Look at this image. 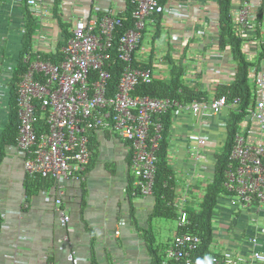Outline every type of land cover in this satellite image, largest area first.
<instances>
[{
  "label": "crops",
  "instance_id": "0c3cea01",
  "mask_svg": "<svg viewBox=\"0 0 264 264\" xmlns=\"http://www.w3.org/2000/svg\"><path fill=\"white\" fill-rule=\"evenodd\" d=\"M40 2L42 13L35 14L28 0L0 1V264H72L67 258L71 252L76 253V264H152L151 236L160 248L159 254L164 256L177 234V220L153 217L154 195H132L134 176L127 142L109 131L92 134V158L85 179L48 178L43 185L32 184L25 169L27 155L17 143L2 142L10 123L12 80L24 51L28 15L34 17L37 29L31 37L30 48L33 49L37 47L33 37L38 32L59 46L64 34L59 19L69 24L70 31L79 18H101L108 8L125 14L127 8L126 0ZM231 2V16L239 34L238 12L243 7L248 8L251 20L256 27L258 25L244 44V51L251 60L264 45V14L262 22L258 20L264 0ZM55 4L58 5L57 15L54 14ZM167 8V12L156 15L147 24L136 61L150 65L155 79L164 81L170 79L173 64L180 66L185 71L186 85L205 93L206 100L217 98L218 86L230 85L236 72L230 49H221L217 0L174 2ZM257 68L258 73L251 72L253 85L257 76L264 75V63ZM257 89L253 87L254 97ZM261 96L264 97V92ZM231 111L232 108L227 107L220 115L203 120L187 110L173 115L169 166L175 174L174 192L179 199L187 197L195 204L201 201L213 177L219 150L223 151L228 138ZM247 125L242 123L241 129ZM195 133L207 140L200 150L189 140ZM193 149L198 150L195 160ZM197 158L200 159L198 168H193L192 163ZM60 193L61 209L70 217L68 229L61 226L55 203ZM227 211L234 219L220 215L232 223L228 224V219H225L227 223L220 221L219 236L225 239L234 230L238 237L247 239L245 229L235 227L240 225V219L248 218L247 214L232 208H222L219 212ZM227 227L231 230H226ZM66 234H69V242L63 241ZM246 249L244 253L249 256L248 247Z\"/></svg>",
  "mask_w": 264,
  "mask_h": 264
},
{
  "label": "built area",
  "instance_id": "2783aa9c",
  "mask_svg": "<svg viewBox=\"0 0 264 264\" xmlns=\"http://www.w3.org/2000/svg\"><path fill=\"white\" fill-rule=\"evenodd\" d=\"M28 4L36 10L35 14L42 13L40 0H28ZM131 5L134 26L119 39L116 31L123 26L122 14L112 8H108L101 18L77 19L70 28L72 36L60 48L62 57L58 62L43 59V55L57 53L54 40L41 32L33 37L37 47L30 48L23 57L27 71L17 92L20 120L17 146L27 155L25 169L31 177L84 180L91 162L90 133L108 130L129 144L135 177L132 195L152 196L163 129L158 117L169 110H174L176 116L187 110L203 120L239 104V98L229 104L225 96L183 105L175 99L133 95L136 87L154 80L152 70L139 66L141 62L136 61L135 55L147 24L168 8L162 0H131ZM250 16L247 7L238 12L237 27L246 38L256 27ZM114 49L124 69L117 90L109 96V62ZM256 84L255 103L247 109L243 121L249 126L235 134L225 171L224 187L232 197L222 199L231 201V208L246 213L251 222L246 228L247 235L244 230L249 256L245 251L236 254L227 250L220 257L219 253L207 257L203 264L264 263V97L261 96L264 75L257 76ZM36 105H40L43 112L40 125L36 124ZM257 135L259 139L256 140ZM189 140L199 150L207 143L206 138L197 133L191 134ZM192 154L195 160L198 150L193 149ZM199 160L192 163L193 168H198ZM186 198L175 202L179 206L178 228L190 224L184 207ZM62 202L60 193L55 203L60 224L68 229L70 217L61 209ZM69 240V234L64 235L63 241ZM201 243V237L196 234L177 233L160 264H194L193 254ZM68 261L76 264V253L71 252Z\"/></svg>",
  "mask_w": 264,
  "mask_h": 264
},
{
  "label": "trees",
  "instance_id": "16d2710c",
  "mask_svg": "<svg viewBox=\"0 0 264 264\" xmlns=\"http://www.w3.org/2000/svg\"><path fill=\"white\" fill-rule=\"evenodd\" d=\"M127 1V8L125 14L120 17L123 22L122 27L117 28L116 35L118 39L129 28H133L134 20L132 18V5L131 0ZM187 0H162V3L166 6L174 2H184ZM220 7V29H219V41L221 49L229 48L232 58L236 63V72L234 80L230 85H219L216 92V97L220 98L225 96L228 103L231 104L234 99L239 98L240 102L236 106H233L230 120L227 125L228 138L224 144L223 151L217 155L216 164L213 170V177L208 182L204 195L201 201L197 204L191 203L190 198H186L184 202L185 211L188 214L189 226L186 228H178L177 233L182 234L189 232L201 237L202 243L199 249L193 254L194 264H203L205 259L209 256L216 255L212 251V246L215 239L214 220L215 213L218 207L219 201L222 199H230L232 194L229 193L224 187L225 184V171L229 165V158L234 144V137L237 132L241 130V124L245 120L247 115V109L255 103L256 97L253 94V87L258 88L257 84L253 85L251 79L252 69L259 67L264 63V45L261 47L259 55L256 60L249 61L246 51H244V44L247 40L244 39L245 35L240 33L234 28V20L231 16L232 2L231 0H217ZM264 8V6H263ZM264 9L260 11V22L263 20ZM54 14H58V5L55 4ZM59 24L63 30V40L57 47L56 54L43 55V59L58 62L61 60L60 48L66 45L72 34L69 31V24L59 19ZM36 24L34 17L28 15V21L26 26V34L24 37V51L22 53L21 61L15 70L12 80L13 100L11 104L10 123L7 127L4 137L2 139L3 144L17 143L18 129L20 125L18 107H17V89L20 82L23 80L27 71V65L23 62V57L31 47V37L36 31ZM110 59V73L111 80L109 96H112L117 90L119 80L122 76L124 64L118 59L117 50L111 51ZM137 65V64H134ZM139 66L146 69H153L150 65L140 63ZM257 72V70H256ZM154 75V74H153ZM185 71L182 67L175 64L172 65L170 79L167 81L155 79L149 84H141L132 93L137 96H148L152 98H169L175 99L181 102L183 105H189L194 100H206V94L199 91L197 88H192L185 84L184 80ZM36 115L40 125L42 123L41 118L43 112L40 109V105H36ZM175 115L174 110H169L166 114L160 115L158 118L162 124V131L160 134L159 150L157 151L158 163L155 185L153 195L156 199V206L153 217L167 218L172 220H178L179 206L175 202L179 199L174 192L176 185V179L173 169L169 166V135L172 127V118ZM156 120V118H154ZM91 149V140H90ZM48 178H41L40 176L31 177L32 184L43 185ZM181 205V203L179 204ZM183 206V205H182ZM246 235L247 231L245 229ZM149 243V250L153 257L152 264H160L163 256L159 254V246H156L154 236ZM220 257V254H217ZM264 264V263H263Z\"/></svg>",
  "mask_w": 264,
  "mask_h": 264
},
{
  "label": "rangeland",
  "instance_id": "374dc122",
  "mask_svg": "<svg viewBox=\"0 0 264 264\" xmlns=\"http://www.w3.org/2000/svg\"><path fill=\"white\" fill-rule=\"evenodd\" d=\"M219 152H222V150L220 149ZM222 208H226L227 210H229L231 208V201H229V200L220 201L219 206L216 209L215 220H214L215 239H214V243L212 246V251H214L215 253H219V254H224L225 251H227V250H229L233 253H237L240 251H246L247 250L246 247H248L247 239H245L244 236L238 237V235L235 233V231L231 230V227L226 228V230H231V232L228 234V236L225 239H223L219 236L218 232L220 229V221H225V219H228V224H229L230 222L232 223V220L234 219V217L231 216L230 211L220 213L219 211ZM221 214L225 215L226 217L231 216L230 218H232V220H230L229 218H221L220 217ZM243 218L244 219H240V225L239 224L235 225V227L243 228V229L250 227V225H251L250 220L246 217H243ZM173 240L174 239H172L171 242L168 244L169 247L172 246ZM168 248L165 249V253H166Z\"/></svg>",
  "mask_w": 264,
  "mask_h": 264
},
{
  "label": "clouds",
  "instance_id": "9594fccd",
  "mask_svg": "<svg viewBox=\"0 0 264 264\" xmlns=\"http://www.w3.org/2000/svg\"><path fill=\"white\" fill-rule=\"evenodd\" d=\"M166 6V5H165ZM169 6V5H168ZM168 6H166V7H168ZM244 39L245 40H247V38L246 37H244ZM256 58H257V56L255 55L254 56V58L252 59L251 58V60H249V58H248V60L249 61H254V60H256ZM258 69L259 68H254V69H252V70H254L255 72H256V70L258 71ZM258 73V72H257ZM17 92H18V89H17ZM98 131H108V130H98ZM98 131H94V132H92V133H90V138H91V135L92 134H94V133H96V132H98ZM109 132H111V131H109ZM111 133H113V132H111ZM113 134H115V133H113ZM116 135V134H115ZM117 136V135H116ZM120 138V137H119ZM121 139V138H120ZM123 140V139H122ZM124 141V140H123ZM128 144V143H127ZM129 145V144H128ZM89 148H90V140H89ZM90 151H91V158H92V150L90 149ZM90 165V164H89ZM89 167V166H88ZM88 169V168H87ZM87 171V170H86ZM29 175V174H28ZM30 176V175H29ZM85 176H86V172H85ZM133 176H134V174H133ZM31 177V176H30ZM37 177V176H36ZM42 178V177H41ZM134 179H135V177H134ZM133 182H134V180H133ZM132 186H133V184H132ZM131 192H132V190H131ZM134 197H137V196H134ZM143 197V196H142ZM220 201H222V200H220ZM220 201H219V203H220ZM218 206H219V204H218ZM236 212V211H235ZM221 213V212H220ZM68 258V257H67Z\"/></svg>",
  "mask_w": 264,
  "mask_h": 264
}]
</instances>
